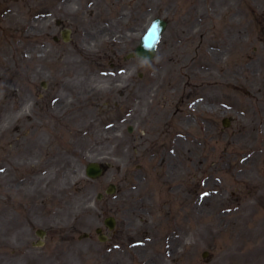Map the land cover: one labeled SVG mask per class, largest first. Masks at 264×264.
<instances>
[{"label": "rangeland", "instance_id": "374dc122", "mask_svg": "<svg viewBox=\"0 0 264 264\" xmlns=\"http://www.w3.org/2000/svg\"><path fill=\"white\" fill-rule=\"evenodd\" d=\"M164 1L152 0L153 12L139 15L138 32L127 29L130 16L120 35L110 32L122 36L119 56L106 34L87 37L86 52L77 40L43 49L31 18L36 0H0V11L10 8L0 28V264H245L250 258L262 264L263 254L249 249L251 226L227 219L216 234L213 215L227 214L223 203L210 198L197 205L198 191L210 190L215 179L232 197L234 188L264 176L259 33L245 45V30L216 35L225 37L220 44L199 33L179 35L182 43L166 32L154 61L126 60ZM78 6L75 0L71 9ZM225 116L236 118L228 128ZM248 155L250 168L241 160ZM92 160L111 168L90 179ZM110 183L118 186L115 195L106 193ZM164 197L170 206L157 210ZM153 203L160 219L172 216L164 224L169 252L149 233ZM108 216L116 218L114 230L104 224ZM99 226L109 240H99ZM40 227L49 231L44 246L36 244ZM235 240L246 247L243 259L232 254Z\"/></svg>", "mask_w": 264, "mask_h": 264}, {"label": "flooded vegetation", "instance_id": "af4514ba", "mask_svg": "<svg viewBox=\"0 0 264 264\" xmlns=\"http://www.w3.org/2000/svg\"><path fill=\"white\" fill-rule=\"evenodd\" d=\"M7 1V0H5ZM19 1L21 3L28 0H13ZM75 0H36V7L31 10V15L35 21L36 25L39 27L36 29V41L37 44L44 48H50V46L55 47L59 44H68L77 40L76 46L81 47L89 44L87 37L92 36L93 40L96 39V35H108V38L112 40L116 34L112 36L110 32H116L119 29V35L122 28V20L125 17H129L127 22V29L136 32L140 29L137 28L139 25L140 14L142 17H146L148 14L153 12L154 5L152 0H78L79 6L78 11L71 9L72 4ZM130 3L131 6L129 5ZM0 11V28L5 27V19L10 12L9 8ZM164 18L167 21L166 32L175 35L173 40L184 43V38L179 35H188L189 33H199L202 37L207 35L210 36V40L216 44H220L221 38L225 40V37H215L220 34H228L231 30H245L248 38L245 36V45H249L255 38V33L258 32L257 37L258 44L254 45V50H258L262 47L264 49V0H165L162 8L160 10ZM105 15V18L100 20V16ZM46 22L48 26L46 31L42 27ZM31 24V23H30ZM32 26V25H31ZM30 28V26H28ZM28 27H25V32L28 31ZM32 28V27H31ZM53 33L52 39H50V34ZM77 35V38L75 37ZM65 37H69L67 41ZM122 36H119V44L112 43L114 49H119V53L122 49ZM215 43L205 45V49H211L215 47ZM225 43V42H221ZM119 46V48H118ZM185 56L184 53L181 57ZM108 57V55H107ZM85 60H89V57H85ZM114 65V63H112ZM260 103L261 98L256 97ZM56 98H51L49 100V107L52 108ZM252 102L250 103V105ZM261 109V108H260ZM263 113V112H262ZM262 113L259 112L261 125L264 126ZM231 124L236 120L235 117L231 116ZM257 129V128H256ZM261 139L264 138L262 128L258 129ZM244 163L248 164L250 168L254 165V160H252L251 155L245 156L241 159ZM20 181H15L18 184ZM220 179H215L213 187L205 192L198 191L197 194V205L201 207L205 200L216 199L218 204L223 203V207L226 210L222 218L220 215L223 213L222 210L215 212L213 215V225L212 232L218 234L221 232L219 227L221 222H225L227 219H232L234 222L249 225L252 227V234L250 235V246L249 249L252 253L258 256L262 255L260 258L262 264H264V176L261 180L250 186L251 182L249 180L244 181L245 184L249 186H244V188H234L229 196V192L225 188L221 191L218 183ZM244 184V183H243ZM14 194H19L25 197L22 192L24 190H13ZM120 191V188H119ZM226 195V196H225ZM153 199H156L152 196ZM232 198V202H231ZM165 198L161 201L160 206L162 211L165 210L170 203ZM243 200V202L241 201ZM13 201V199H11ZM155 204L148 205L147 211H150L149 216L151 219L149 221L150 229L154 239L161 241V245L165 248L164 244L166 242V251L169 252L171 237V231L169 228L165 230L164 224L169 222L172 223V216L166 215V218H159L160 216L155 213ZM13 206V205H11ZM203 212L200 210V216ZM228 216V217H227ZM175 222H177L176 216H174ZM216 223V224H215ZM22 232V231H21ZM259 233V234H258ZM49 231L46 229L43 245H45V240ZM215 234V235H216ZM153 239V240H154ZM235 243L232 254H237V259H243L241 253L245 251L246 247L238 244V241H233ZM138 245H142V242H138ZM162 248V249H163ZM236 250L239 253H236ZM257 253H256V252ZM156 253V252H154ZM19 255H27V251H19ZM246 264V260H244ZM248 263V262H247ZM259 261L256 264H260ZM248 264H251V258Z\"/></svg>", "mask_w": 264, "mask_h": 264}, {"label": "water", "instance_id": "95a60500", "mask_svg": "<svg viewBox=\"0 0 264 264\" xmlns=\"http://www.w3.org/2000/svg\"><path fill=\"white\" fill-rule=\"evenodd\" d=\"M165 22L161 19L155 20L152 27L149 29L147 34L144 36L142 43L137 47V54L144 58H153L156 52L157 43L161 37V34L165 28ZM105 168L102 164L98 162H91L87 167V174L90 177L97 178L101 176L104 172ZM115 186L112 185L108 190L109 192H113ZM107 224L111 227L114 225V221L112 219L106 220Z\"/></svg>", "mask_w": 264, "mask_h": 264}]
</instances>
